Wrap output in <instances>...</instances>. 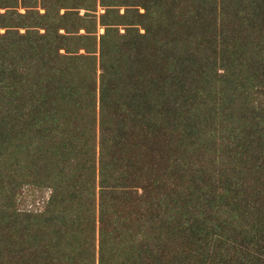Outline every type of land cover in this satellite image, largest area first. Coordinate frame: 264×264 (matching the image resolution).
Segmentation results:
<instances>
[{"label":"trees","instance_id":"obj_1","mask_svg":"<svg viewBox=\"0 0 264 264\" xmlns=\"http://www.w3.org/2000/svg\"><path fill=\"white\" fill-rule=\"evenodd\" d=\"M126 1L100 2L106 11L97 90L93 62L81 64L93 58L78 54L90 49L71 44L90 38L59 31L70 14L57 15L44 33H6L0 42V264L10 257L13 264H33L36 254V264L90 262L85 255L92 252L96 222L98 264H124L119 257L134 246L124 237L117 201L132 191L129 171L112 154L137 122L153 135L178 136L201 162L204 151L214 153L226 142L240 148L250 142L232 158L233 168L195 170L158 217L212 264L237 252V264H264L263 211L240 230L246 233L240 247L233 237L238 224L226 223L245 199L238 192L244 169L264 158V0ZM119 6L126 7L123 15L114 9ZM151 57L161 59L162 68L152 67ZM28 186L50 191L43 212L18 208ZM262 197L247 203L264 208ZM222 213L228 216L221 219ZM153 226L146 254L153 252V238L157 247Z\"/></svg>","mask_w":264,"mask_h":264},{"label":"rangeland","instance_id":"obj_2","mask_svg":"<svg viewBox=\"0 0 264 264\" xmlns=\"http://www.w3.org/2000/svg\"><path fill=\"white\" fill-rule=\"evenodd\" d=\"M113 1L124 2V0ZM100 2L101 0H0V42L4 40L6 33L24 34L26 30L44 33V26L53 25L52 19L57 15L60 17L64 14H70L67 20L60 21L61 29L59 31L61 34H65L67 29L75 37L88 36L90 38L83 41L75 39L71 44H73L72 47H75L74 44L83 42L85 47L90 49L87 51L89 53H86L85 50H79L78 54L89 55L90 59L93 58L90 61L83 59L81 64L88 65L89 62H93L94 69H96L94 78H96L97 90L100 87V76L103 72L101 71L99 47L100 36L104 33V27L100 25V16L106 11ZM126 2L133 5V3H139L140 0H127ZM114 9L121 15L126 11L125 6ZM46 10L49 11V19H45ZM140 12L143 13V10ZM132 14L130 13V15ZM80 27L82 28L80 29ZM119 29H121V33L124 32L123 26ZM143 32L141 30V33ZM60 53L65 54V51L61 50ZM151 62L152 67L156 70H159L160 66L162 68L161 59L151 57ZM121 118H126V115H121ZM127 120L128 117L125 122ZM133 121L135 120L129 117V123ZM134 123L136 121L131 125ZM137 123L132 127V131L130 130L126 144L116 148L115 154H112L115 161H120L122 170L129 171L128 175L130 177L126 181L132 191V193L122 196L117 201L125 225L124 237L126 236V239L129 240V248L134 246L133 250L128 249L127 254L119 258L122 257L124 264H212L213 258L197 255V251L195 252L192 244L187 242L188 238H177L172 229L167 227L165 220L158 216L161 209L173 205L170 199H173L177 194H182L181 191L185 189L195 170H200L199 167L205 169L209 165L213 166L217 173L222 172L224 169L227 171V168H233L232 158L237 153L242 152L244 145L249 147L250 142L245 140L241 148L226 142L219 145L214 153L204 151L203 156L205 157L201 162V159L198 160L197 156L191 153L189 147H184L186 144L181 142L178 136L168 132H163L158 136L153 135L145 127L140 128ZM99 126L100 118L98 115L96 119V138L94 137L95 144L99 143ZM96 155H98V160L99 150H97ZM180 157L181 159L188 158L189 162L180 163ZM240 169L242 170V167ZM244 171L247 174L242 176H246V179L241 183L242 186L238 189V192L241 191L239 197L245 199L239 207L232 210L234 211L237 208L233 213L234 216L226 221L228 225H231V223L238 224V226L235 225L239 229L236 236L233 234L238 247L241 246L240 240L242 242L246 241V233L240 230L254 219V214L258 217L257 211H263L264 215L262 206L255 207L254 204L247 203L255 197L257 198L258 193L264 192V158L258 157L254 160L253 166L245 168ZM93 183L99 184V173L96 174ZM98 190L96 189L97 192ZM246 190L249 191V194L246 197L242 196L241 194ZM95 194V204H98L99 193ZM49 197V190L40 186H28L24 187L17 205L18 208L26 212L41 213L44 211ZM222 215L223 213L220 214L221 219L228 216ZM151 223L155 225L152 232L156 234L159 249L155 246L156 239L153 238L149 243L154 247V249L149 248L153 252L146 254L147 240L151 237L149 236L152 229L150 228ZM99 228V223L96 222L95 227L92 226L90 229L94 236L91 237L90 241L92 248L88 249L92 252L89 253L90 256L88 253L85 255L90 257V262L83 261L85 264H98L99 262ZM181 235L184 236L183 233ZM133 240L135 241L133 242ZM239 254V252L231 253L233 260L223 262V264H237ZM31 261L36 264L37 254L32 256ZM62 261L66 264L69 260L63 259ZM3 263L13 264V257L4 260ZM259 264H262V262Z\"/></svg>","mask_w":264,"mask_h":264}]
</instances>
